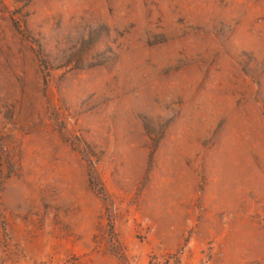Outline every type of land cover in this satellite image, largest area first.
<instances>
[{
  "label": "rangeland",
  "instance_id": "374dc122",
  "mask_svg": "<svg viewBox=\"0 0 264 264\" xmlns=\"http://www.w3.org/2000/svg\"><path fill=\"white\" fill-rule=\"evenodd\" d=\"M0 264H264V0H0Z\"/></svg>",
  "mask_w": 264,
  "mask_h": 264
}]
</instances>
